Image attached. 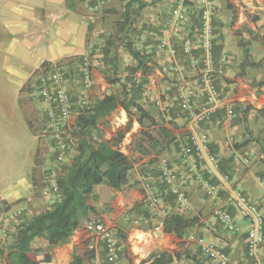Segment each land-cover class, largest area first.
I'll list each match as a JSON object with an SVG mask.
<instances>
[{"label": "crops", "instance_id": "1", "mask_svg": "<svg viewBox=\"0 0 264 264\" xmlns=\"http://www.w3.org/2000/svg\"><path fill=\"white\" fill-rule=\"evenodd\" d=\"M142 1L147 3L148 7L137 20L139 32L136 36V46L151 55L159 67H168L171 63L170 53L158 47L161 31L175 21V14L178 11L186 12L188 21L173 41L174 48L181 58V46L185 38L195 40V31L200 21L199 0ZM210 1L214 5V20L219 33L217 43L219 52H226L231 57L223 73L217 78V84L225 91L226 109L232 108L234 116L231 127H224L222 122L226 117V109L220 110L201 124L198 130L208 134L211 151L220 161L224 173L230 177L229 184L236 180L239 186H232L241 189L264 214V193H261V185L258 182V179L262 178L261 175H264V164L260 163V160H264V37L255 40L250 38L245 42L242 41L243 38H247L245 34L242 38L240 34L231 32L244 22L240 18L244 12L254 15L250 20V27L255 28L257 24L264 30V0ZM89 30L90 19L76 9L73 1L0 0V209L1 206L7 209L6 213L2 214V220L7 219L5 221L7 226L12 222L9 217L11 213H19L21 217L29 215L33 217L39 213L36 212L40 201L37 199L36 180L39 177L36 169L38 156L45 147L43 140L45 135L39 130L41 115L33 110L34 105L30 98L22 102V98L26 96L24 88L26 89L28 83L43 69L45 63L58 64L88 56ZM249 32L252 33V30ZM242 42L252 45L249 50L252 62L261 63V67H244ZM253 47L257 48V52L252 50ZM121 57L127 61L128 66H136L126 52L122 53ZM179 63L181 67L179 74L168 72L165 76L157 75L155 85H150L151 93L147 97L143 94L141 99L143 107L153 117L163 119L170 129L176 127L173 131L175 143L158 155L159 148L153 149L146 144L139 148L140 131L130 132L123 143L122 151L132 160L139 156V162H133L134 168L129 176L128 189L122 192L100 185L94 188V194L98 196V202L101 201L102 205L108 202V208L110 205L111 209L113 208L112 213L108 211V218L121 223L123 227L127 226V230H130L128 241L131 244L132 256L136 257V264H140L141 260L152 253L160 251L171 253L182 251L185 255L176 259L174 264H217L204 255L196 242L197 238L227 253L233 264H264V244L259 251L258 259L256 261L249 259L246 239L250 223L240 216H235L240 228L237 233L227 231L228 234L221 235L217 230L205 227L200 222L199 226L190 229L182 239L164 231L158 238L152 237L151 233L158 219L147 208L145 211L148 214L145 218L135 216L134 207L137 200L139 202L143 200V186L146 182L154 185L159 195L163 196L162 208L172 213L171 206L163 203L165 199L168 204L166 195L169 194L159 179L161 160H166V163L182 175L180 179L184 181L180 184L185 189H193L195 191L193 197L197 192L201 194L200 196L204 194V190L198 191L197 187L198 182L202 186V178L206 177L205 169L200 170V174L195 178L198 181L193 180V175H189L188 168L179 155L180 146L187 143L191 128L186 116L184 118L177 116L179 85L187 84L198 89L196 74L190 69L187 61L180 59ZM188 76H192L193 79L187 80ZM201 101L198 102L202 103ZM40 108L45 110L43 104H40ZM136 125L139 127L137 123ZM177 125L183 129L178 130ZM245 158L250 160V164L243 167L241 163ZM155 159L160 160L159 166ZM214 180L215 184L219 182ZM226 188H229V185H225L223 190ZM43 190L42 188L41 193ZM123 194H128L129 198L123 199ZM114 196L119 205L116 211L112 205L114 202L111 201ZM43 197L53 204V198ZM203 199L204 197L197 198L201 204ZM193 200L192 197L188 200L187 207L175 204L173 212L183 215L187 211L190 214L194 207L197 208V201ZM97 203L92 205L96 207ZM143 203L145 204L144 200ZM203 206L200 205V208ZM123 209H126V217L118 212ZM129 216L138 219L140 221L138 226L142 224L143 228L132 229ZM87 221L82 222L67 244L52 249V264H70L73 252L78 249L80 243L86 247L85 251L90 249L91 243L86 240L92 236L85 230ZM149 222H153L152 229L148 226ZM218 225L219 229L225 230L219 223ZM41 243L43 247L47 246L43 240ZM97 247L98 243L95 246L96 253ZM194 256H198L197 259H194Z\"/></svg>", "mask_w": 264, "mask_h": 264}, {"label": "built area", "instance_id": "2", "mask_svg": "<svg viewBox=\"0 0 264 264\" xmlns=\"http://www.w3.org/2000/svg\"><path fill=\"white\" fill-rule=\"evenodd\" d=\"M95 9L103 8L107 0H94ZM198 11L200 14V24L195 31V40L185 38L181 46V58L177 49L174 48L173 41L178 37L181 29L188 21L184 10L175 14V21L161 31L159 38V49L169 51L171 63L168 67L157 71L156 76L152 77L148 86L143 89V94L147 97L150 85L154 86L156 77L165 76L166 73L179 74L181 71L180 59H185L190 69L196 74L198 89L187 84L179 85L178 101L180 111L189 120V138L187 143L180 146L179 155L188 168L191 175H199L200 170L205 169L202 179L203 190L209 200L215 202L213 215L217 222L229 233L239 232V227L234 216L222 205L221 190L228 185L230 177L222 172L221 163L212 153L210 148L209 136L205 132L199 131V126L207 122L218 111L226 109L225 91L217 84V78L223 73L224 67L230 62L231 57L228 53H221L218 59L214 54V41L216 39L214 25V5L210 0H199ZM68 67L65 64H49L46 68L38 72L28 88L35 91L40 101L45 105V135L51 140L53 145L54 161L48 171L49 186L44 188L43 196L52 198L58 194L57 179L63 171L67 159L75 145L76 135L74 133V120L77 118L76 104L71 94ZM74 69V67H73ZM87 85L91 82L90 59L89 55L84 57L79 66ZM199 92V93H198ZM203 102L199 103V96ZM80 104L86 105V97L82 98ZM234 112L232 108L226 109V117L222 124L230 128ZM245 165L250 164L248 158L243 159ZM159 179L165 187V191L172 196L174 202L180 207H187L188 197L180 188L179 173L168 163H161L159 167ZM216 179L218 184L213 180ZM263 186L264 180L258 179ZM227 202L250 223L247 231V255L249 259L256 261L259 251L264 244V214L250 198L239 188L229 187ZM143 200L148 211L153 212L159 220L155 225L151 236L158 238L164 229V220L169 213L162 208L161 198L157 189L150 182L144 183ZM19 213H11L10 219L19 218ZM136 225L140 221L136 219ZM88 234L94 237L105 251V256L97 255L95 264H117L121 260L120 249L114 239L112 229L101 219H90L85 225ZM10 230L6 223H3L0 209V241H8ZM196 242L202 248L206 257L217 264H233L229 255L215 247L208 245L203 239L197 238ZM101 248V250H102Z\"/></svg>", "mask_w": 264, "mask_h": 264}, {"label": "trees", "instance_id": "3", "mask_svg": "<svg viewBox=\"0 0 264 264\" xmlns=\"http://www.w3.org/2000/svg\"><path fill=\"white\" fill-rule=\"evenodd\" d=\"M147 7L148 4L142 0H127L123 6V13L117 22V32L112 39H108L102 49L103 64L110 67L106 73L108 84L111 86L120 84L117 79H111L109 76L110 71L113 74L119 73V56L116 46H122L136 66L128 67L127 85H121L120 93L105 95L93 107L78 115L74 126V133L78 138L76 155L72 163L64 167L58 176V194L52 196L54 201L50 208L24 220L16 227L14 241L9 247L4 249L0 246V259L4 258L7 264H52V249L67 244L84 220H89L92 215H99V209L92 205L99 199L94 194L95 187L106 185L115 191L128 189L129 176L134 164L132 159L122 151V147L135 123L140 127L139 148L145 144L153 149L159 148L158 155H160L175 143L176 137L173 131L176 127L173 126V129H170L163 119L153 117L141 103L144 87L161 69L154 63L151 55L137 48V39H133L139 32L137 20ZM214 25L216 29V21ZM215 33L214 54L218 59L221 53L217 44L219 41L217 29ZM248 44L241 43L245 56L244 67H261V63L252 62L247 49ZM83 58H77L65 64L70 67V71L76 69L78 71ZM48 65L45 63L43 69ZM31 84L29 82L26 89ZM118 108L127 116L125 129L108 139L101 132L95 136L94 132L97 131L99 122L109 117ZM222 172H224L223 169ZM168 196L173 200L172 196ZM136 208L134 207V210ZM199 225L200 221L197 217H187L172 212L164 220L163 231L182 239L190 229ZM38 239L46 242L47 247L34 248L33 245ZM104 256L105 251L102 248L101 257ZM95 258V249H87L82 254L77 253L75 249L70 264H91ZM176 259H179V253L160 251L141 260L140 264H174Z\"/></svg>", "mask_w": 264, "mask_h": 264}, {"label": "rangeland", "instance_id": "4", "mask_svg": "<svg viewBox=\"0 0 264 264\" xmlns=\"http://www.w3.org/2000/svg\"><path fill=\"white\" fill-rule=\"evenodd\" d=\"M69 1H73L75 7L77 10L83 12V14L85 16H87L90 19V30H89V59H90V73H91V82L89 85H87L85 83V80L83 78V75L81 74V71L77 69L74 71H70L68 70L69 74V79H70V88L72 91V94L74 96L75 99V103H76V112L77 117L79 114H81L82 111L84 110H88L91 107H93L97 102H99L100 100L103 99V97L105 95H108L110 93H120L121 91V85L122 84H126L127 85V76L129 75V66L127 64V61H124L123 59H121L120 62V58L122 53H124L125 51L123 50L122 46H116V52L119 56V73H115L113 74L112 71L109 72V76L111 77V79H117L120 84L115 85V86H111L108 84V71L110 69V67L108 68V65L105 66L103 64L102 61V49L105 47L108 39H112V37L115 36L116 32H117V22L120 20V17L123 13V6L125 5L127 0H107L106 5L103 8H98L95 9V1L94 0H69ZM254 17V15L248 14L247 12L242 13V16L240 17L242 21H244L239 28H236V30L232 29L231 32L235 33L236 35H239L243 38L244 34L247 36V38H243L242 41L247 42V39H259L261 37H264V30L263 28H259V26L257 24H255V28L250 27V20H252ZM237 18V16H236ZM247 18V19H246ZM246 19V20H245ZM217 29V28H216ZM252 30V33H250L249 31ZM217 34L218 33V29H217ZM254 35V37H253ZM133 39H137L136 37H133ZM137 45V44H136ZM249 50H251L252 45L249 43ZM252 50L254 52H257V48L253 47ZM68 62H64L62 64H65ZM66 65V64H65ZM192 76H188L186 77L187 80H192L191 79ZM129 87V86H128ZM145 89V88H144ZM26 90V96H24L22 98V102H26L28 101V99L30 98L31 103H33L34 106L33 110L36 111L39 115H41V123L39 124V130L42 132L43 135H45L44 129H45V110L43 108H40V104H43L40 101V98L38 96V94L35 91H31L30 89H25ZM199 93V92H198ZM86 97L87 100V104L86 105H82L80 104V101L82 98ZM202 100V96L200 94L199 96V101ZM203 101V100H202ZM201 101V102H202ZM179 104V101H176ZM175 102V103H176ZM176 103V104H177ZM44 105V104H43ZM45 107V105H44ZM179 107V106H178ZM264 114V112H263ZM177 116L180 118H184V114L180 111V109H178V113ZM77 119V118H76ZM127 116L125 114V112H123L120 108L116 109L109 117H107L106 119H103L99 122V125L97 127V131L94 132V135L96 136L97 133L101 132L105 138H111L113 136H115V134L118 131L124 130L125 126L127 124ZM74 124L76 125V120H74ZM172 127V126H171ZM173 128V127H172ZM177 129H183L182 126L177 125ZM132 131H135L136 133L138 131H140V127H138L136 125V123L133 125V129ZM131 131V132H132ZM130 134V133H129ZM128 136V135H127ZM126 136V138H127ZM45 140V147L42 149V151L40 152L39 156H38V160H37V169H36V174L39 177L38 183L36 182V185L38 186L37 188V199L40 200L38 202V210L36 212H42L47 210V208H50L52 204V201H48L46 198L43 197L42 193H41V189L46 188L49 186V181H48V171L51 168L52 164H53V145L51 140L45 135V138L43 139ZM78 138L76 137V142L74 147L72 146V150L70 152V155L67 159V162L65 164L64 167H66L67 165L71 164L74 156L76 155V143H77ZM126 140V139H125ZM125 142V141H124ZM141 154V153H139ZM167 154V153H166ZM176 154V153H175ZM178 154V151H177ZM142 155V154H141ZM263 155H264V149H263ZM175 156V155H172ZM176 157H179V155ZM134 163L139 162V156H136L135 159L132 160ZM154 161L157 162V165L159 166V164L161 165V163H166V160H157L155 159ZM243 161V160H242ZM160 162V163H159ZM257 162V159L256 161ZM159 163V164H158ZM260 163L264 164V160H260ZM243 167H246V165L244 164V162L241 163ZM157 166V167H158ZM179 173V172H178ZM190 175V174H189ZM187 175V176H189ZM179 177L181 178L182 175L179 173ZM197 177V175H193L192 179L195 180V178ZM262 178H264V175H261ZM204 178V177H203ZM202 178V179H203ZM37 179V178H36ZM184 180L179 181V185L180 188L186 193V196L188 197V199H190L192 197V199H194L193 201H197V208L194 207V210L190 211V214L186 211L184 212L183 215L187 216V217H197L199 219V221L201 222V225L203 226H208L209 228H213L214 230H217L218 233H220L221 235H226L228 234L227 231L223 230V229H219L220 226L218 225V222L216 220V218L213 215V211L215 209V202H212L211 200L208 199V197L205 195V192L202 196H200L201 194H199L197 192V195L193 197L194 194V190L193 189H185L184 186H181L180 182H183ZM198 181V180H195ZM199 186L197 187V190L203 191V186H201L200 182H198ZM218 184V183H216ZM229 187H233L232 185H234L235 187L239 186V183L236 180H232V182L230 184H228ZM261 185V184H260ZM125 190H123L122 192H125ZM260 191L263 194L264 190H263V186L260 187ZM205 195V196H204ZM123 199H128L129 195L128 194H123ZM221 196V200L223 202V206L225 209L229 210L230 213L233 214L234 218L235 216H240L241 218L245 219L246 218L239 214L232 205H230L227 200H228V189L226 188V190H221L220 193ZM204 197V201L203 203H199L197 198H202ZM160 198L162 199L163 196H160ZM168 204L166 203V200L164 199V205H170L172 208V212L174 211V209L176 208V203H174V199H170L169 196L166 195ZM108 201V200H107ZM112 202H114V204H112L114 207V210L116 211L118 209V203L116 202L115 196L114 198H112L111 200ZM139 200H137L135 207H137L135 209L136 215L135 216H143L145 218V215H147V212L145 211L146 207L145 204L142 202H139ZM200 205L203 206L202 208H200ZM162 206V204H161ZM1 214H5L6 213V208L1 206ZM96 208L99 209V215H93L91 217V219H101L104 220V222L107 223V225L112 229L113 234H114V239L117 242V245L120 249V255H121V260L118 264H136V257L132 256L131 253V244L128 241L129 240V233L130 230H127V226L123 227L121 226V223H117V221H113L111 218H108V211H111L113 208L111 209V205L110 208H108V202H106L104 205L101 204V201L97 203ZM201 209V210H200ZM126 209H123V211H118L121 212V215H124L126 217ZM129 214V213H128ZM32 215L29 216H24L21 217L19 216V218L15 219V220H11L12 222L10 223V225H8L9 229H10V238L8 241H0V246H2V248L6 249L7 247H9L13 241H14V233L16 230V227L22 223L24 220L30 219ZM130 221L129 224L132 227V229H142L143 225L138 226L134 224V220L135 217L133 216H129ZM7 220V219H6ZM5 219H3V223H5L6 221ZM90 220V219H89ZM147 221V220H146ZM159 221V220H158ZM157 221V222H158ZM152 224L153 222H149L148 226L150 229H152ZM145 226V225H144ZM146 227V226H145ZM250 227V226H249ZM240 229V228H239ZM128 233V234H127ZM86 241L91 243L90 249H95L97 240L95 238H88ZM43 247L41 240H37L34 243V248H40ZM47 247V246H46ZM98 253H96V257L98 256H102V250H101V245L98 243ZM86 247H84L82 245V243L79 244L78 249H77V253L82 254L85 253ZM89 249V248H88ZM177 253H179V257H183L185 254L182 251H178ZM183 253V254H182ZM198 256H194V259H197ZM201 260H198V262H200ZM0 264H7L4 258L0 259ZM91 264H95V259L93 260V262Z\"/></svg>", "mask_w": 264, "mask_h": 264}]
</instances>
